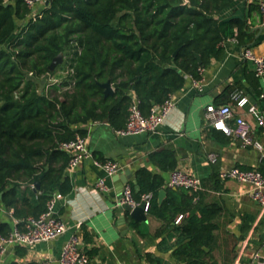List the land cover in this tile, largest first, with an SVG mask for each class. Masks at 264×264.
Listing matches in <instances>:
<instances>
[{
    "label": "trees",
    "instance_id": "obj_1",
    "mask_svg": "<svg viewBox=\"0 0 264 264\" xmlns=\"http://www.w3.org/2000/svg\"><path fill=\"white\" fill-rule=\"evenodd\" d=\"M258 1L49 0L34 12L24 0H0V237L39 217L54 194L71 192L62 143L86 137L90 123L124 128L134 102L148 115L189 77L201 79L203 69L223 56L225 41L247 46L248 13ZM59 53L63 64L49 69ZM64 65V80L50 81ZM105 82L112 93H104ZM93 156L107 160L100 152ZM149 161L163 172L177 167L171 147L150 153ZM130 183L134 198L151 194L146 212L160 221L153 236L176 263L231 264L242 236L216 234L230 220L221 205L202 202L201 190L166 186L162 173L145 166ZM220 242L232 247L216 257ZM85 254L88 260L93 255Z\"/></svg>",
    "mask_w": 264,
    "mask_h": 264
},
{
    "label": "crops",
    "instance_id": "obj_2",
    "mask_svg": "<svg viewBox=\"0 0 264 264\" xmlns=\"http://www.w3.org/2000/svg\"><path fill=\"white\" fill-rule=\"evenodd\" d=\"M247 23L252 35L247 46L256 55L264 57V24L258 9L248 13ZM242 47L233 40L225 41L223 56L213 59L203 69L201 88L195 87L189 77L185 86L173 94L174 106L156 131L118 135L106 123L88 124L86 138L92 157L84 159L73 170L66 169L72 190L57 198L54 204L55 215L65 223L66 230L51 241L22 247L19 251L14 245L7 246L0 253V264L11 261L35 264L40 260L58 264L62 247L73 234L80 237L82 251L91 250L93 254L87 264H156L148 259L147 254L160 258L162 264H180L174 261L169 251L159 249L160 238L153 236L160 226L159 220L146 212L145 221L135 222L126 211H120L116 201L122 192L126 171L129 172L126 181H134L136 170L148 167L153 172L162 173L168 186L170 171L163 172L149 161L150 153L165 147L175 151L176 168L201 180L202 202L218 203L229 214L230 220L224 230H217L216 234L242 236L236 242V255L231 264L249 262L258 250L264 256V209L249 196L251 184L222 179L219 175L234 166L264 170V133L254 127L255 138L263 145V150L258 151L211 128L204 115L208 104H223L224 93L228 90V104L234 115H241L252 124L254 121L248 113V106L258 103L264 107L259 99L264 77L255 75L252 61L242 56ZM233 95L245 97L247 102L238 106ZM95 152H100L105 159L118 161L124 166L123 170L107 175L95 164ZM209 154H215L214 162L208 158ZM100 178L104 179L107 191L95 188ZM4 213L10 215V212ZM133 224H139L142 232L149 235H141ZM246 226L248 228L242 233L240 229ZM231 247V242L227 246L220 242L214 254L218 257L223 249ZM263 256L260 261L264 263Z\"/></svg>",
    "mask_w": 264,
    "mask_h": 264
},
{
    "label": "built area",
    "instance_id": "obj_3",
    "mask_svg": "<svg viewBox=\"0 0 264 264\" xmlns=\"http://www.w3.org/2000/svg\"><path fill=\"white\" fill-rule=\"evenodd\" d=\"M32 11H37L48 0H24ZM258 10L261 20L264 24V0L258 1ZM235 41L234 39H230ZM242 56L253 63V70L256 76L264 77V57L256 55L251 47H242ZM193 84L197 88H201L200 79H192ZM238 106H243L247 99L239 98L233 95ZM259 99L264 103V86L259 94ZM174 106L173 95L170 96L164 103L153 106L148 115H144L134 102L129 108V115L126 126L122 129L115 130L118 135H132L144 132H154L163 123L165 117L169 114ZM248 113L253 118L252 124L241 115H234L233 108L230 104L214 105L208 104L205 107V119L215 130H219L229 137L239 139L241 144L246 147H251L258 151L263 150L261 141L255 138L254 127H259L264 133V107H260L258 103H252L248 106ZM61 148L68 152L69 160L67 170L75 169L84 159L91 158L92 154L87 146V138L76 136L73 140L62 143ZM208 158L214 162L215 154H209ZM104 172L112 176L123 170L124 166L118 161L107 159L105 161H95ZM222 179H234L239 182L251 184L249 196L256 201L264 209V174L259 169H242L234 166L230 169L219 173ZM168 186L184 187L191 191H199L201 189L200 179L188 173L184 169L175 168L170 171ZM95 188L100 191H107L108 187L103 178H100L95 183ZM60 194H54L47 203V209L39 217H28L24 220L21 228L14 226L7 237H0V253H2L9 245H20L29 247L36 243L48 242L60 236L65 230V223L55 215L54 204ZM150 193H144L139 199L134 198L132 185L130 181L124 183L121 194L117 198V205L121 208L129 206L144 205L145 211L148 209ZM197 199V197L195 198ZM181 218L179 216L177 221ZM16 224V221H15ZM264 247V235L262 241ZM260 250L255 251L249 262L245 264H264L260 261L262 257ZM264 257V256H263ZM88 257L80 248V237L73 234L63 245L61 253L58 257V264H87ZM35 264H50L47 260L37 261Z\"/></svg>",
    "mask_w": 264,
    "mask_h": 264
},
{
    "label": "water",
    "instance_id": "obj_4",
    "mask_svg": "<svg viewBox=\"0 0 264 264\" xmlns=\"http://www.w3.org/2000/svg\"><path fill=\"white\" fill-rule=\"evenodd\" d=\"M48 1L46 2V4H48ZM62 56H63L62 53H59L57 56H55L49 65V69L53 70L58 64H60L62 62ZM100 85L104 88L105 94H109L113 92V88L109 82L101 83ZM128 177H129V172L126 171V174L124 175L125 182H127L126 180L128 179ZM35 185L36 188H38L39 183L36 182ZM135 188L138 189V186L135 185ZM164 196H165V191L161 190L159 193V200L161 201ZM120 211H127L130 217L135 222H141L146 220V211L144 205L136 206L134 208H130L129 206H124L123 208L120 209ZM118 215H120V212L118 213Z\"/></svg>",
    "mask_w": 264,
    "mask_h": 264
},
{
    "label": "rangeland",
    "instance_id": "obj_5",
    "mask_svg": "<svg viewBox=\"0 0 264 264\" xmlns=\"http://www.w3.org/2000/svg\"><path fill=\"white\" fill-rule=\"evenodd\" d=\"M64 58L65 57L62 56V62L60 64H58L57 66H60L61 64H63ZM66 73H67V65L58 67V69L56 71V75L54 77H51L50 81H53V82L63 81L64 78L67 76Z\"/></svg>",
    "mask_w": 264,
    "mask_h": 264
}]
</instances>
